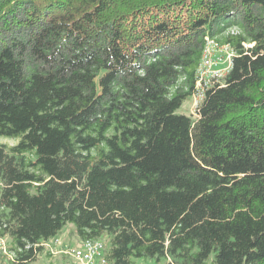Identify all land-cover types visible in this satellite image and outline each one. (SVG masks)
<instances>
[{
	"label": "trees",
	"instance_id": "1",
	"mask_svg": "<svg viewBox=\"0 0 264 264\" xmlns=\"http://www.w3.org/2000/svg\"><path fill=\"white\" fill-rule=\"evenodd\" d=\"M206 36L234 55L194 119ZM0 137L13 264L68 224L112 264H264V0H0Z\"/></svg>",
	"mask_w": 264,
	"mask_h": 264
},
{
	"label": "built area",
	"instance_id": "2",
	"mask_svg": "<svg viewBox=\"0 0 264 264\" xmlns=\"http://www.w3.org/2000/svg\"><path fill=\"white\" fill-rule=\"evenodd\" d=\"M231 32L235 33L236 29H232ZM233 55L234 51L229 45H222L216 38L206 36L205 47L196 71V89L192 95L196 100V106H199L200 102L204 99L206 91L226 75L221 65L223 62H226L228 64V72ZM52 243L61 245L63 241L56 236L47 241H42L36 246L43 247V249L45 246L53 254H57V250H54L50 246ZM41 252L38 253V257ZM60 252L71 256L76 264H112L108 256L109 243L106 242L105 238L81 240L75 247L67 249L66 246V249L61 248ZM2 256L10 261H14L15 259L14 253L10 250L9 237L7 236H0V259Z\"/></svg>",
	"mask_w": 264,
	"mask_h": 264
},
{
	"label": "rangeland",
	"instance_id": "3",
	"mask_svg": "<svg viewBox=\"0 0 264 264\" xmlns=\"http://www.w3.org/2000/svg\"><path fill=\"white\" fill-rule=\"evenodd\" d=\"M227 66L226 62H223L221 65L223 72L227 73ZM223 79V78H222ZM197 109L196 100L193 97L188 98L182 105V107L177 111L178 113L186 114L194 119L197 118ZM17 143V139L14 138H7V137H0V144H5L7 146H12ZM59 238L63 241L61 245H55L52 243L50 246L56 250H61V248L67 249L71 247H75L78 242H80L79 237L76 235L75 230L73 231L70 226L65 227L58 235ZM106 242L108 243V239L105 238ZM10 244V239H9ZM57 257V258H56ZM1 261L3 264H13L12 261L7 260L6 257H1ZM166 260H162L160 264H165ZM28 264H76L75 261L64 252H57V254H53L49 248L44 246L43 251L40 253V256L37 260L30 262ZM134 264H159L154 259H134ZM206 264H215L213 261V255L206 261Z\"/></svg>",
	"mask_w": 264,
	"mask_h": 264
},
{
	"label": "crops",
	"instance_id": "4",
	"mask_svg": "<svg viewBox=\"0 0 264 264\" xmlns=\"http://www.w3.org/2000/svg\"><path fill=\"white\" fill-rule=\"evenodd\" d=\"M67 226H70L72 228V230L74 231V225L73 224H68ZM66 226V227H67ZM81 241V240H80ZM57 251L56 252H59L60 250L56 249ZM57 258V257H56ZM0 263L3 264V262L1 261L0 259Z\"/></svg>",
	"mask_w": 264,
	"mask_h": 264
}]
</instances>
